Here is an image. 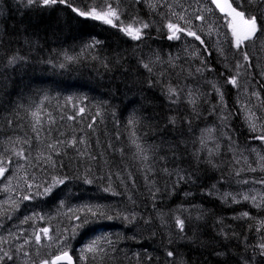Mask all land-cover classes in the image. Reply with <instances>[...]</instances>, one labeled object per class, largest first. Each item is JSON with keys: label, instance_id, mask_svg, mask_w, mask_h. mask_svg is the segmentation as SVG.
<instances>
[{"label": "trees", "instance_id": "1", "mask_svg": "<svg viewBox=\"0 0 264 264\" xmlns=\"http://www.w3.org/2000/svg\"><path fill=\"white\" fill-rule=\"evenodd\" d=\"M184 1L160 0L153 8L149 4L157 0H118L124 26L134 19L149 24L137 41L119 26L80 17L67 4L27 6L22 0H0V154L8 136L34 135L33 111L40 112L47 141H77L75 146H59L60 154L53 156L55 167H33L35 152L25 153L27 164L14 157L8 165L6 178L0 179V236L7 241L0 248L14 259L5 257L3 264H38L48 253L56 255L60 250L67 251L74 264H246L254 254L252 246L264 235V229L256 231L264 221V208L249 201L225 202L220 194L264 191V184L254 182L264 179V162L256 154L264 156V142L255 138L264 135V48L247 49L252 57L249 66L230 37L222 38L218 46L217 37L203 31L208 26L194 18L195 9L184 13L185 19L190 15V24L172 15L168 4L180 12ZM69 3L81 9L95 5L100 10L101 0ZM206 4L212 10L206 18L211 16L213 27L224 31L223 37L226 20L212 4ZM169 21L195 31L204 43L186 33H178L180 39H168ZM94 41L100 43L90 47ZM13 56L22 59L10 65ZM170 58L174 67L167 63ZM149 62L152 72L143 67ZM237 62L244 64L238 69V87L227 83L237 73ZM169 84L196 92L195 109L183 94L178 103H171L165 95ZM212 84L223 93V104ZM254 91L259 99L252 95ZM249 109L261 118L255 132L246 119ZM171 119L176 123H170ZM209 127L215 129L213 135L220 144V154L214 158L219 167L205 163L204 152L199 160L193 156L200 148L201 130ZM133 138L149 149L148 161L136 157ZM249 165L256 171L248 170ZM149 166L152 172L146 180ZM165 167L192 173L194 182L176 184L174 177L161 171ZM54 176L65 178V183L47 195L38 194L43 187L30 189L25 182L47 186ZM153 180L159 188L155 198L149 190ZM5 185L11 190L5 191ZM109 186L120 194L105 191ZM24 195L33 198L23 200ZM85 205L103 206L113 218L92 217L84 211ZM244 212L252 219L241 218ZM132 214L136 216L132 223L122 218ZM74 215L81 219L89 215L90 222L73 237L72 226L79 223L72 219ZM28 216L35 218L22 223ZM177 218L184 220L183 232ZM42 228L63 244L58 248L42 233L43 246L36 244L33 233ZM25 238L33 243L17 251ZM94 240L106 252L84 253L87 259H82V250ZM24 251L31 256H24ZM169 251L174 256L169 257ZM255 264H264L258 253Z\"/></svg>", "mask_w": 264, "mask_h": 264}, {"label": "snow or ice", "instance_id": "2", "mask_svg": "<svg viewBox=\"0 0 264 264\" xmlns=\"http://www.w3.org/2000/svg\"><path fill=\"white\" fill-rule=\"evenodd\" d=\"M22 2L27 6L32 5H41L44 7H53L58 4H67L68 7L72 9L73 12L77 13L80 17L84 18H90L94 20L102 21L105 24H109L112 27H120V30L124 32L127 36L131 37L133 40H141L142 36L144 34V29H147L149 27V24L146 22L133 20L132 23H129L127 26L123 25V21H120V13L117 11V8L119 7L118 0H101L100 10H97V7L95 5L92 6H86L84 9L73 7L71 3H69V0H22ZM137 2H140V0H137ZM160 0H157V3H150L149 6L155 8L159 4ZM198 3L204 4V3H210L212 5H215V7L219 10L220 13L223 14V19L226 20V24H224V27H227L230 29L231 37H232V44L235 49H237L242 56L243 61H247L248 65L251 66L252 63V57L249 56V51L247 49H250L254 46H260L261 48H264V0H197ZM113 3L116 4V7H113ZM169 10L171 11V14L174 16H177L180 21H183L185 24H190L191 21L185 19L184 13L187 11V9H184L181 5V11L176 12L173 10L172 5L168 4ZM210 8H204L200 7L195 9V16L194 18L198 21H201L205 23L209 27V35L212 31H219L218 28H213V21L211 20V16L208 15L206 18V14L211 13ZM116 21H120L119 25L116 23ZM134 25H136L134 27ZM167 28L170 32V35L168 36V39H180V36L178 33H186L188 36L194 37L196 40H200L201 44L204 43L203 40H201V37L197 35L195 31L187 30L184 27H181L179 23H174L169 21L167 23ZM100 43L99 41H94L93 45H90V47H94L95 44ZM219 51L221 54H223V48H220ZM22 59L20 57L13 56L11 59L8 60V64L12 65L15 64L17 60ZM71 59V58H69ZM157 60H159V57H157ZM170 66H175L172 64L171 58L169 61H167ZM63 65H61L62 67ZM143 67L147 69L149 72H152V67L149 63H143ZM244 67V64L241 62H237L236 68L237 73L235 76H232L228 78L227 83H230L233 86H239L238 85V76H239V68ZM197 72L202 73L203 69H196ZM191 73H189L190 75ZM212 87L215 89V91L220 95L221 98V104H223V93L220 92V89L215 85L212 84ZM184 95L185 98L188 100V103L195 109L197 104L196 99V92H194L192 89L188 88L187 86L181 87L180 85L172 86L169 84L166 88L165 95L167 96L168 100L175 104L180 101L181 95ZM253 96H256L259 99V93L258 92H252ZM71 100V97L68 98ZM245 108H247L246 105H244ZM80 113L84 112V108L79 109ZM31 117L35 121L34 124L31 126V131L34 134L33 136H27L26 134L16 135V136H8L6 138V147L3 148V154H0V179H5V173L8 171V165L12 164L13 158L15 157L17 160H23L27 164L29 162V156L25 155L26 152H35V155L32 156V166L40 169L42 164H47L51 167L56 166V161L53 159V156H58L60 154V148L59 146H75L77 141L75 138H73L71 141H62L57 139L56 141H47V138L42 136V132L45 131L43 128V123L40 118V112L39 111H33L31 112ZM73 117H69V119H72ZM51 119V117H49ZM246 119L248 120L249 126L252 129V131H257V121L260 120V117H257L255 112L252 110H248V115L246 116ZM223 121L227 120V116L222 117ZM191 124L190 121H186ZM9 125L12 124V121H8ZM135 121L129 120V124H134ZM170 123L175 124V119H171ZM92 125H89V128H91ZM261 128H264V121L261 123ZM50 133V129L48 130ZM214 128H205L201 130L199 137L197 138L198 143L200 145V148L193 153V156L196 160L200 159L201 152L205 153V160L204 162L211 165L212 167H219V165L215 162L214 158L217 157L220 154V144L218 141H216L214 137ZM133 137H135V133L133 132ZM256 139L261 140L264 142V135H260L258 137H255ZM231 139V137H229ZM213 141V145L209 146V141ZM35 142V144H34ZM85 143L83 137L80 140V144L83 145ZM132 144L135 146L136 149V157L141 159L142 161H148L150 159L148 155L149 149L145 147L143 144L138 142V138L132 139ZM40 145H43V149H41ZM123 151V149H121ZM253 152H256V149H252ZM10 153V155H8ZM85 152H81L80 155H85ZM259 157V160L264 162V156H261L260 153H256ZM92 159H95V157H91ZM161 160L164 159V157H160ZM236 164H239L240 161L236 160ZM247 163V161H245ZM18 168L23 169L24 165H17ZM261 169L264 170V164L261 165ZM248 170L250 171H256L255 168H252L249 165ZM162 172L166 173L170 177L175 178V183L179 184L181 182H194L192 181V173H188L187 175L184 174V170L182 169H175L170 171L167 167L161 169ZM152 172V167L149 166L146 171L145 179H148V174ZM235 175L239 176L240 172L236 171L234 173ZM27 175V173H26ZM119 176V174H117ZM34 181V177H32ZM129 179H131V175L129 174ZM27 183L28 188L36 187L37 189L43 187V191L38 193L40 195H47L51 193L52 189L54 187H57L61 184L65 183V178L62 177H52L50 181L47 182V186H43L42 184L38 183H28L27 180L25 181ZM86 183H93L91 179H85ZM243 183L247 184L249 183L248 180L242 181ZM255 183L264 184V179L259 181H254ZM10 183V181H9ZM123 183V181H122ZM133 185L135 184V181H132ZM152 187L149 189L152 194L153 198H155V193L159 192V188L155 187V181H151ZM215 187V186H213ZM5 191H10L11 189L8 187V185H5ZM105 191H112L111 187L104 189ZM113 195H119L120 193L112 191ZM211 194V192L209 193ZM237 196H240V199H237ZM220 197L223 201L227 202L229 199L233 203H239L242 201H249L252 203V205L258 209L264 208V193L257 192L256 194H247V193H237L233 194L231 192H224L220 194ZM33 197L31 195H24L22 197L23 200H30ZM15 207H18V205H15ZM84 211L87 214H90L92 217H103L106 219L111 220L113 216L108 215L105 211L103 206L97 205V206H84ZM118 216L120 214H117ZM33 216L25 217V219L22 221V223H27L29 220L34 219ZM124 220L128 221L129 223H132L135 221L136 216L135 214H132L131 217L129 216H123ZM241 218H248L252 219L250 214L248 212H244L241 214ZM39 219H43L42 216L39 217ZM73 220L79 221L77 224H73L71 232L72 236L74 237L76 235L77 229L81 228L85 225H87L89 221V215H85L83 219L79 215H74L72 217ZM176 223L178 227L180 228V231L183 232L184 230V220L177 218ZM261 229H264V221H260L259 227L256 228V231L259 233L261 232ZM65 231H68L66 229ZM41 233L45 238H47L49 241H52L56 244V246L59 248L61 244H63L62 240L56 239L53 241V238L49 236V229L48 228H42L39 230V232L33 233L34 235V242L38 245H42V239H41ZM16 239H20L19 236L16 237ZM6 239L2 236H0V244L6 243ZM109 244L111 241H107ZM33 243L32 240H29L25 238L23 240V243L19 245L17 248V251H21L24 249L25 245H29ZM254 248V254L248 258V261L246 264H255V255L258 253V255L264 260V235H260L257 244L252 246ZM0 251L3 252V255L0 256V264H3L4 258L6 257L8 260H13L14 257L9 254L8 251H4L2 248H0ZM106 252V249L101 247L97 241H93L91 244L87 245L85 249L82 250L81 258L87 259V257L84 255V253H103ZM38 254V253H37ZM24 256H31L30 252L24 251ZM169 257L174 256V253L169 251L167 253ZM95 259V257H93ZM66 261L67 264H73V258L68 254L67 251L60 250L58 254L52 255L51 253H48L45 257L41 258L38 261V264H61V262Z\"/></svg>", "mask_w": 264, "mask_h": 264}, {"label": "rangeland", "instance_id": "3", "mask_svg": "<svg viewBox=\"0 0 264 264\" xmlns=\"http://www.w3.org/2000/svg\"><path fill=\"white\" fill-rule=\"evenodd\" d=\"M184 5H183V8L184 9H187V11H191V9H197V8H200L201 6L202 7H204V8H208V6H207V4L206 3H204V4H202L201 5V3H198L197 2V0H185L184 2ZM186 11V12H187ZM185 12V13H186ZM192 17V16H191ZM186 18V17H185ZM190 19V15H189V18L187 19V20H189ZM191 21V20H190ZM196 25V24H195ZM194 27H196L197 29H198V31L199 32H201V30H202V27H199L198 25L197 26H194ZM209 28V27H208ZM208 28H205V29H203V31L204 30H206V31H204L205 33H209V29ZM213 28H215V27H213ZM218 29H219V31L217 32V31H215L216 33H214L213 31L211 32V34H213V35H215L217 38V44H218V46H221L222 45V43H223V39L222 38H225V39H228V37H230L231 39H232V37H231V33H230V29L229 28H225V32H226V34L223 36V37H220V34H221V36H222V34H224V31H222V29L221 28H219V27H217ZM193 30V29H192ZM203 32V33H204ZM257 192H259V193H264V191L263 190H249L248 192H247V194H256Z\"/></svg>", "mask_w": 264, "mask_h": 264}, {"label": "water", "instance_id": "4", "mask_svg": "<svg viewBox=\"0 0 264 264\" xmlns=\"http://www.w3.org/2000/svg\"><path fill=\"white\" fill-rule=\"evenodd\" d=\"M215 6V5H214ZM218 10V9H217ZM219 11V10H218ZM222 16H223V14L222 13H220ZM61 264H67V262L66 261H64V262H61ZM73 264H74V259H73Z\"/></svg>", "mask_w": 264, "mask_h": 264}, {"label": "bare ground", "instance_id": "5", "mask_svg": "<svg viewBox=\"0 0 264 264\" xmlns=\"http://www.w3.org/2000/svg\"><path fill=\"white\" fill-rule=\"evenodd\" d=\"M213 8L220 14V12L217 10V8L213 5ZM221 15V14H220ZM222 16V15H221ZM223 17V16H222ZM23 185V184H22ZM13 204V203H12Z\"/></svg>", "mask_w": 264, "mask_h": 264}]
</instances>
